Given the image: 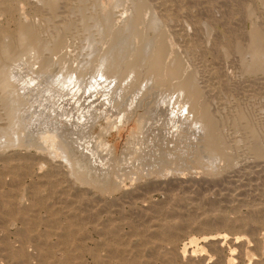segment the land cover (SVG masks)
<instances>
[{
    "label": "rangeland",
    "instance_id": "374dc122",
    "mask_svg": "<svg viewBox=\"0 0 264 264\" xmlns=\"http://www.w3.org/2000/svg\"><path fill=\"white\" fill-rule=\"evenodd\" d=\"M18 1L23 3L20 5ZM103 1L107 3V0ZM116 1L119 3L117 2L112 7V11L115 12L117 9V13H112V18L114 19V15H116L113 22L115 24L117 22L114 25L119 28V26L123 25L125 17L130 13L128 8L130 7V0L129 2L128 0H114V2ZM147 1L149 3L153 2L151 4L158 14L162 13V9L168 12L165 11V15L160 14L163 17L167 16L169 19L167 17L160 18L161 15H159V18L161 20L164 19L165 22L167 19V23L170 22L169 25L171 27L160 20V26H163L162 28L165 27L164 29L166 30L168 29L171 49L176 50L187 69H193L194 76H196L194 78L195 81L197 82L198 80L199 83L197 82V84L203 86L200 87L201 92L205 100H207L206 102L210 103H207L209 112L211 114L214 113L212 116H218H214V118H217L215 123H217V128H220L222 134H224L225 140L228 138L226 144L230 145L234 139L239 143L238 145L233 141V145H230L232 147L237 145L236 148L233 147L234 150L229 145L227 147L229 154L231 155L232 153L233 162H236L233 172H231L232 166L226 160L224 162V158L220 157V159L217 156H212L205 150L206 148H203L204 144L202 146V143H204L203 139L205 140V138L202 134L204 131L198 129V116L192 111L191 107L188 113L186 108L190 105L185 104L186 99L183 96V92L173 88L167 81H165L166 83L159 81L153 73L146 71V67L142 65H145V63H139L141 66L137 63L130 64L133 68L137 67L138 71H145L144 73L147 74L144 76V73L140 71H137L138 74L135 73V68H131L133 71L135 70L134 72L129 70L130 68L125 70L123 65L118 66L109 74L110 76L103 75L99 71L96 72V70H90L93 66L98 67L97 62L107 52L110 53L112 51L109 47L110 45H106L108 42L100 25L101 20L97 21V23L91 21L88 28L79 29L78 25H76L78 24V18L74 16V12L73 14L68 13L65 17L66 20L63 19L65 23L62 20L63 22L60 23V26L58 22H55L61 21L58 20L61 17L59 16L60 12L58 13L60 8L57 6L55 15L50 17L48 16L49 14H46L50 18L46 16L47 22L42 25L44 22L40 24L41 17L39 18V16H42L40 11L44 9L41 8L45 7L46 0H17V4H14L16 0H1L0 40L2 38L4 41L1 40L0 45L9 40L11 35L13 36L15 29L19 25L18 19L20 22H25L26 18L28 22L31 19V21H34L33 23L40 24L39 26L42 30L39 29L40 31H37L39 33L36 35V42L43 46H31L34 51L29 46L31 51L28 49L19 60L10 64L8 68L10 69L8 77L19 89L18 95L22 97L21 101L23 102H21L23 105H19L21 127L17 128H22L23 130L20 129V131H23L24 134H21L22 136L18 137V139L16 138V131L12 134L13 127L16 129V125L12 126L10 130V135L13 138L7 139V136L5 137L2 134L7 116H5L6 110H4L6 107L0 98V103H2L0 104V115L3 113L0 116V122L2 123H0V264H264V174H262L264 163L261 161L262 159L260 160L254 156V153L253 155L251 154L252 150L249 147V140L252 141L255 138L262 140L261 142L264 143V67L258 68L261 63L260 60H264V54L256 55L252 58L251 53H254L253 50L252 52L246 50L251 43L250 38L255 32L257 33V35L255 33V37L253 36L255 47L261 48V43L264 46V0ZM161 5L166 8H159ZM17 7L19 9L23 8L22 11H19ZM35 7H39L40 10ZM169 8L170 10L168 11ZM118 9L122 11L119 10L118 12ZM17 12L18 14L21 12L19 16ZM27 12L28 14H26ZM169 12H171V15ZM38 14L41 15L38 16ZM67 17H69L70 22ZM122 18L123 21H121ZM172 18H176V20L171 21ZM171 22L173 23L171 24ZM56 23L58 25L54 26ZM251 24L252 26H250ZM259 25L262 28H259ZM90 29L92 30L90 31ZM71 30L72 33L70 32ZM152 32L151 29L148 30L149 35ZM262 32L263 34H261ZM1 33H3L4 37H2ZM56 33H61L60 35L64 36L66 40L72 35L69 38L70 40H67L66 46L68 49L66 57L70 54L71 59L65 58V60L64 57H60L59 60L55 54L51 53L49 47L52 44V38L57 35ZM101 34L102 36H100ZM39 35H43V37ZM66 35L69 36L66 37ZM44 37L49 39L45 40L43 39ZM100 37L103 43L99 40ZM182 38L183 40H181ZM90 40H94V43L91 44ZM248 42L250 43L248 44ZM48 44L49 46H47ZM103 45L107 48H104ZM100 47L101 49H99ZM178 47L182 48V50ZM189 48L192 54L189 52ZM223 49L225 50L223 51ZM227 49L230 50L226 52ZM101 51L104 53L101 54ZM26 53L29 54L28 56L35 58L24 57L27 55ZM234 53L238 57L234 56ZM41 55H47V58L52 62L51 67H55L44 69V72L43 67L40 66ZM128 56L130 55L125 57L127 58ZM125 57L123 58L125 59ZM64 60L65 64L63 63ZM247 60V63H253L256 60L254 64L258 65L253 69L254 71L246 69L245 63ZM57 62H60L59 65L63 64L64 66L67 64V66H59ZM190 62H192V65ZM75 63L77 64L76 66H74ZM172 64L174 66L175 61H171ZM241 64L244 65L240 66ZM103 65H100V67L105 68ZM188 65H191V67ZM71 67L76 69H70ZM82 69H87L86 71L83 70L85 71L84 75L80 73ZM209 69L211 70L210 72H205L209 71ZM51 70L54 71L52 72ZM128 70L132 73L126 72L127 74H125V71ZM208 73L213 75L210 76L211 74ZM224 75L228 77H224ZM73 77H76L77 81L75 78L73 80ZM233 81L235 82L233 83ZM25 84L27 85L26 87ZM52 85L54 86L52 87ZM137 85L140 87H137ZM211 85L221 91L214 89V87V90H212ZM49 87L50 90H48ZM57 89L56 93L55 90ZM64 89L67 91L66 93ZM37 90L40 91L38 92ZM46 91L51 92V95ZM40 92H42L43 96ZM36 95L40 96V98L36 97ZM44 96L45 98L47 97V100ZM35 98L40 100L35 101ZM39 101L42 106H40ZM2 105L4 106L2 107ZM180 107L181 109L178 111ZM172 109L177 113L172 111ZM2 110L4 112L1 113ZM3 115L5 118L3 117L2 120L1 117ZM175 115L180 118L177 119ZM22 118L23 120L29 119V122H24ZM43 137L45 140L42 139ZM45 141L46 143H44ZM61 144L63 145L64 153L59 146ZM229 148L232 150L230 151ZM233 151L237 153L235 154L236 156ZM198 152L201 153L199 154ZM199 155L201 156L202 164L194 162L195 158L200 157ZM253 156L254 160H252ZM174 157L176 158L174 159ZM218 159L222 162H219ZM257 159H259V165L255 161ZM250 161H255V163ZM219 163L220 165L222 164V169ZM218 168L220 171L217 170ZM227 168L231 171H228ZM234 168L238 169V171ZM65 171L68 175L65 174ZM216 171L218 172L216 173ZM166 172H168V175H166ZM227 172L231 173V177ZM260 173L262 174L261 178L259 176ZM79 177L83 179L82 182L77 179ZM160 180L164 182H160ZM254 183H258L257 185L261 187L253 185ZM109 184L117 185V187L110 189ZM239 187H241V191H238ZM230 190L231 192L235 190L234 194H237L234 195L233 192L232 195L231 192L229 194ZM259 190L261 191L260 194ZM124 191L126 192L125 194H123ZM251 193H253L252 196ZM254 193L259 197L256 198ZM250 202L252 203L251 206ZM146 204L149 205V208L145 207L147 206ZM67 213L72 214L70 216ZM206 218L208 221L205 220ZM154 222L158 225H154ZM171 222H173L172 225H175V229L171 226ZM147 225L150 226L148 227ZM177 226L178 228H176ZM170 228L173 232H169ZM53 229L55 230L53 231ZM154 230L157 232L156 234ZM166 230H168L170 235ZM105 231L108 236L110 235L107 239L105 238L106 241L104 239V236H107ZM135 231L136 234H133ZM151 231H153V234ZM60 232L62 233L61 235ZM171 238L173 243L170 241ZM185 247L186 249L184 250Z\"/></svg>",
    "mask_w": 264,
    "mask_h": 264
},
{
    "label": "bare ground",
    "instance_id": "6f19581e",
    "mask_svg": "<svg viewBox=\"0 0 264 264\" xmlns=\"http://www.w3.org/2000/svg\"><path fill=\"white\" fill-rule=\"evenodd\" d=\"M23 1V0H22ZM36 1H38V0H36ZM154 1V0H153ZM159 1V0H158ZM161 1V0H160ZM165 1V0H164ZM5 2V1H4ZM13 2V1H12ZM11 2V3H12ZM28 2V1H27ZM41 2V1H40ZM106 2V1H105ZM103 0H46V2H45V7L43 6L41 9H43V10H41L40 12H41V14H42V16H39V15H41V14H38V16H39V18L41 17V21H40V24H41V22H44V23H42V25H45L46 24V22H47V18H50V17H52V16H54L55 15V12H57L56 11V8H57V6H58V8H60L59 10H58V13L60 12V17H61V19H58V20H61V21H55V22H58V24H60V23H62L63 21H64V23H65V17L67 16V14L68 13H74L75 12V15L74 16H77L76 18H78L77 19V22H78V24H76V25H78V27H79V29H86V28H88V26L91 24V21L93 22H95V23H97V21H100L101 22V26H102V31L103 32H105V37H106V41L108 42L106 45H110L109 47H110V49L112 50L110 53L109 52H107L106 54H105V56L103 57V58H101L96 64L98 65V67H92V69L90 68V70L92 71V70H96V72H101L103 75L104 74H106V75H109V74H111L118 66H120V65H123L124 67H125V70H127V68H130L129 70H132L131 68H133V67H131L130 66V64L131 63H137V64H139V63H145V65L144 64H142L143 65V67H146V71H148V72H151V73H153L156 77H157V79L159 80V81H167V83H170L172 86H173V88H176V90L178 89V90H180V91H182L183 92V96L185 97V99H186V102H185V104H189L188 106V108H186V109H188L187 111H188V113H189V109H190V107L193 109L192 111H194V113H196L197 114V120H198V122H199V126H198V129L199 130H203L204 131V133L202 134V136L204 135V138H205V140L203 139V141H204V143H202V146H203V144H204V147L203 148H206L205 150H207L212 156H217V157H222V158H224V162H225V160H226V162L228 163V164H230V166H232V171L231 170H229L228 168V171H231V172H233V167H234V165H235V163L236 162H233V158H232V153H231V155L229 154V151H227V147H228V145L226 144L227 143V139L225 140V138H224V134H222V131L220 130V128H217V126H216V124L217 123H215V119H217V118H214V116L215 115H213L212 116V114H214V113H210L209 112V106H208V104H210V103H208V102H206L207 100H205V98H204V95H203V93L201 92V89H200V87H203V86H199V84H197V82H198V80H197V82L195 81V77L196 76H194V73H193V69H191V70H189V69H187V67H185L184 65V63H183V61H182V59L178 56V54L176 53V50H172L171 49V44H170V37H168L169 36V34H168V32H167V30L166 29H164V28H162L160 25H161V23H160V18H166L167 16H164L163 17V15H161V14H164L165 15V11L166 10H163L162 8H166V7H163L162 5H161V7H159V8H161L162 9V13L160 14H158V12L156 11V10H154V6L152 5L153 4V2L151 1V3H149V1H147V0H130V7H128L129 8V10H130V13L125 17V19H124V22H123V25L122 26H119V28H117L115 25L117 24V22H116V24L113 22L114 20H115V17H116V15H114L115 17H114V19L112 18V13H117L116 11H117V9L115 10V12L114 11H112V7L113 6H115V4L118 2V1H116V2H114V0L112 1V0H107V3H105ZM122 2V1H121ZM128 2H129V0H128ZM127 2V3H128ZM156 2V1H155ZM166 2V1H165ZM0 3H1V0H0ZM17 4V0H16V2H14V4ZM23 3V2H22ZM21 2L19 3V1H18V4H22ZM33 3V2H32ZM119 3V2H118ZM126 3V2H125ZM176 3V2H175ZM13 4V3H12ZM26 4V3H25ZM36 4V3H35ZM40 4V3H39ZM121 4V3H120ZM159 4V3H158ZM162 4V3H161ZM164 4V3H163ZM166 4V3H165ZM1 5V4H0ZM6 5V4H5ZM19 5V6H20ZM24 5V4H23ZM29 5V4H28ZM41 5V4H40ZM40 5H38V6H40ZM36 6V5H35ZM47 6V7H46ZM124 6H126V5H124ZM128 6H129V3H128ZM165 6V5H164ZM177 6V5H176ZM2 7V6H1ZM41 7V6H40ZM169 7V6H168ZM24 8H26V7H24ZM35 8H37V7H35ZM117 8H118V6H117ZM122 8V7H121ZM17 9H19L18 7H17ZM23 9V8H22ZM22 9L20 8L19 9V11H22ZM34 9V8H33ZM37 9H39V7L37 8ZM36 9V10H37ZM123 9V8H122ZM158 9V8H157ZM200 9V8H199ZM30 10V9H29ZM40 10V9H39ZM38 10V11H39ZM119 10H121V9H118V12H119ZM129 10H126V11H129ZM170 10V8L168 9V11ZM183 10V9H182ZM112 11V12H111ZM122 11V10H121ZM160 11V10H159ZM172 11V10H171ZM200 11V10H199ZM23 12H24V10H23ZM29 12V11H28ZM28 12L26 13V14H28ZM32 12V11H31ZM37 12V11H36ZM167 12V11H166ZM21 12H19V14H20ZM25 13V12H24ZM30 13V12H29ZM38 13V12H37ZM36 13V14H37ZM126 13V12H125ZM168 13V12H167ZM166 13V14H167ZM171 12H169V14H170ZM182 13V12H181ZM203 13V12H202ZM17 14H18V12H17ZM19 14H18V16H19ZM33 14H34V10H33ZM32 14V15H33ZM44 14V15H43ZM48 16H50V17H48ZM119 14V13H118ZM122 14V13H121ZM123 14H124V12H123ZM25 15V14H24ZM159 15H161V17L159 16ZM171 15V14H170ZM36 16V15H35ZM46 16H47V18H46ZM57 16V15H56ZM56 16H55V18H56ZM72 16V15H71ZM119 16V15H118ZM124 16V15H123ZM216 16V15H215ZM21 17H22V15H21ZM33 17V16H32ZM160 17V18H159ZM173 17V16H172ZM19 18V17H18ZM23 18V17H22ZM75 18V17H74ZM118 18V17H117ZM124 18V17H123ZM123 18H122V20L121 21H123ZM168 18V17H167ZM171 18V17H170ZM52 19V18H51ZM63 19H65V20H63ZM67 19H68V21H69V17H67ZM70 19H71V17H70ZM119 19V18H118ZM169 19V18H168ZM175 20H176V18H174ZM173 18L171 19V21L172 20H174ZM23 20H24V18H23ZM28 19H26L25 18V22L23 21V22H20L19 21V19H18V22H19V25H18V28L17 29H15L16 31L14 32V34H13V36L11 35L10 37V39H9V37H8V39L9 40H7L5 43L3 42L1 45H0V98H1V100L3 101L2 103L5 105V107H6V109L4 108V110H6L5 112H6V114H5V116H7L6 117V124L4 123V125L3 126H5L3 129H2V134L3 135H5V137L7 136V139L8 138H13V137H11V135H10V130H11V127L12 126H15L16 125V129H15V127H13V130H12V134H13V132H15L16 131V138L18 139V137H21L23 134H24V132L23 131H20V129H22V128H17V127H19L20 125H21V118H20V113L19 112H21L20 111V109H19V105L21 104V105H23L22 103V101H21V96L20 95H18V88H17V86L13 83V82H11L10 81V79H9V77H8V75H9V70L10 69H8L9 68V66H10V64H12V63H14L16 60H19V58H21L22 57V55H24L25 54V52L29 49V46L31 47V46H35V47H39L41 44H39V43H37L36 42V35L39 33H37V31L39 30V29H41V27L38 25V24H35V23H33L34 21L32 20L31 21V19H30V21L28 22L27 21ZM38 20H40V19H38ZM55 20H57V19H55ZM63 20V21H62ZM76 20V19H75ZM177 20H178V18H177ZM208 20V19H207ZM27 21V22H26ZM120 21V20H119ZM119 21H118V24H119ZM161 21H163V23L164 24H166L168 21H167V19H166V22L164 21V19L163 20H161ZM170 21V20H169ZM260 21V20H259ZM18 22H16V23H18ZM70 22V21H69ZM72 22H73V19H72ZM174 22V21H173ZM173 22H171V24L173 23ZM261 22V21H260ZM50 23V22H49ZM75 23V22H74ZM73 23V24H74ZM170 23V22H169ZM169 23H167L168 25H169ZM258 23V22H257ZM57 23L54 25V26H56V25H58ZM71 24V23H70ZM69 24V25H70ZM115 24V25H114ZM177 24V23H176ZM180 24V23H179ZM48 25V24H47ZM68 25V24H67ZM75 25V26H76ZM93 25V24H92ZM91 25V26H92ZM96 25V24H95ZM175 25V24H174ZM255 25H257V24H255ZM261 25V24H260ZM259 25V26H260ZM15 26V25H14ZM17 26V25H16ZM60 26H61V24H60ZM73 26V25H72ZM99 26V25H98ZM170 26V25H169ZM169 26H167V27H169ZM173 26V25H172ZM177 26H178V24H177ZM250 26H252V24L250 25ZM49 27H51L50 25H49ZM59 27V26H58ZM57 27V28H58ZM77 27V28H78ZM171 27V26H170ZM176 27V26H175ZM255 27V26H254ZM100 28V27H99ZM177 28V27H176ZM175 28V29H176ZM187 28V27H186ZM251 28V27H250ZM259 28H262L261 26L259 27ZM59 29H60V27H59ZM62 29H64V28H62ZM71 29H73L72 27H71ZM152 30L153 32H152V34L151 35H149L148 34V30ZM174 29V28H173ZM42 30V29H41ZM45 30V29H44ZM51 30H52V28H51ZM50 30V31H51ZM61 30V29H60ZM59 30V31H60ZM66 30H67V28H66ZM88 30V29H87ZM92 29H90V31H91ZM190 30V29H189ZM40 31V30H39ZM53 31V30H52ZM75 31V30H74ZM73 31V32H74ZM83 31V30H82ZM86 31V30H85ZM84 31V32H85ZM89 31V30H88ZM94 31V30H93ZM92 31V32H93ZM98 31V30H97ZM125 31H127V32H125ZM177 31V30H176ZM249 31V30H248ZM260 31V30H259ZM258 31V32H259ZM263 31V30H262ZM66 32V31H65ZM71 33H72V30L70 31ZM92 32H91V34H92ZM102 32V33H103ZM156 32V33H155ZM182 32V31H181ZM189 32H191V31H189ZM254 32H255V30H254ZM41 33H42V31H41ZM40 33V34H41ZM44 33V32H43ZM46 33V32H45ZM51 34H52V32H50ZM57 33H58V31H57ZM56 33V34H57ZM155 33V34H154ZM179 33V32H178ZM195 33H197V32H195ZM212 33V32H211ZM249 33V32H248ZM256 33V32H255ZM255 33H253L252 34V37L250 38L251 39V43L250 42H248V49H246V50H249V51H251L252 52V50H253V54L251 53V55H252V58L253 57H255L256 55H262V54H264V46L262 45V43H261V48H257V47H255V42H253L254 41V35H255ZM3 33H1V35H2ZM7 34V33H6ZM55 34V35H56ZM61 34V33H60ZM60 34H57L56 36H55V38H52V44H50V50H51V53H53V54H55V56H57L58 58H59V60H60V57L61 58H63L64 57V59L66 58H68V60L69 59H71V57L68 55V57H66V55H67V53H68V49H67V40L72 36H70L67 40L65 39V37L64 36H62V35H60ZM63 34H64V32H63ZM66 34H70V33H66ZM85 34H86V32H85ZM85 34H83V36H85ZM99 34V33H98ZM184 34V33H183ZM188 34V33H187ZM187 34H185V35H187ZM204 34V33H203ZM246 34V33H245ZM261 34H263V32L261 33ZM260 34V35H261ZM5 35V34H4ZM44 35V34H43ZM43 35H39V36H42L43 37ZM53 35V34H52ZM65 35V34H64ZM177 35V34H176ZM206 35V34H205ZM256 35H257V33H256ZM69 36V35H68ZM67 35H66V37H68ZM74 36V35H73ZM81 36V35H80ZM93 36H94V33H93ZM92 36V37H93ZM100 36H102V34L100 35ZM174 36H175V33H174ZM212 36V35H211ZM254 36V37H253ZM2 37H4L3 35H2ZM6 37V36H5ZM54 37V36H53ZM79 37V36H78ZM91 37V38H92ZM98 37V36H97ZM184 37V36H183ZM185 37H187V36H185ZM250 37V36H249ZM263 37H264V35H263ZM80 38V37H79ZM85 38H88V37H85ZM84 38V39H85ZM104 38V37H103ZM171 38H172V35H171ZM175 38V37H174ZM204 38V37H203ZM40 39V38H39ZM43 39H49L48 37H44ZM246 39H247V37H246ZM1 40H2V38H1ZM0 40V41H1ZM24 40H25V42H24ZM41 40H42V38H41ZM70 40V39H69ZM99 40H101V37H100V39ZM104 40H105V38H104ZM175 40H176V38H175ZM181 40H183V38L181 39ZM197 40H198V38H197ZM208 40V39H207ZM206 40V41H207ZM2 41H4V40H2ZM1 41V42H2ZM72 41V40H71ZM95 41H96V39H95ZM106 41H104V42H106ZM172 41V40H171ZM186 41V40H185ZM202 41V40H201ZM205 41V42H206ZM45 42H47V41H45ZM70 42V41H69ZM80 42V41H79ZM89 42H91V44L92 43H94V40H90ZM98 42V41H97ZM101 42L103 43V41L101 40ZM187 42H188V40H187ZM191 42V41H190ZM244 42H246V41H244ZM260 42V41H259ZM258 42V43H259ZM42 43V42H41ZM44 43V42H43ZM72 44H73V42H71ZM75 43V42H74ZM82 43V42H81ZM99 43V42H98ZM172 43V42H171ZM179 43V42H178ZM236 43H238V42H236ZM46 44V43H45ZM49 44L47 45V46H49ZM101 44V43H100ZM176 44H177V42H176ZM189 44V43H188ZM207 44V43H206ZM234 44H235V42H234ZM233 44V45H234ZM243 44V43H242ZM244 44H246V43H244ZM89 45V44H88ZM99 45V44H98ZM102 45V44H101ZM105 45V44H104ZM103 45V46H104ZM180 45V44H179ZM41 46H43V45H41ZM79 46V45H78ZM91 46V45H90ZM90 46H89V48H90ZM93 46V45H92ZM96 46H97V44H96ZM202 46V45H201ZM239 46V45H238ZM243 46V45H242ZM253 46H254V48H253ZM68 47H70V46H68ZM77 47V46H76ZM129 47H130V51H129ZM177 47V46H176ZM234 47V46H233ZM235 47H236V45H235ZM244 47H245V45H244ZM42 48V47H41ZM62 48V49H61ZM64 48V49H63ZM71 48V47H70ZM92 48H94V47H92ZM91 48V49H92ZM104 48H107V47H105L104 46ZM179 48V47H178ZM177 48V49H178ZM186 48V47H185ZM194 48V47H193ZM192 48V49H193ZM200 48V47H199ZM242 48V47H241ZM31 49H32V47H31ZM71 49H73V48H71ZM71 49H69L70 51H72ZM75 49V48H74ZM99 49H101V47L99 48ZM103 49V48H102ZM109 49V48H108ZM179 49H181L182 50V48H179ZM188 49V48H187ZM190 49V48H189ZM197 49V48H196ZM238 49V48H237ZM33 50V49H32ZM49 50V51H50ZM76 50V49H75ZM106 50V49H105ZM104 50V51H105ZM225 49H223V51H224ZM228 50H230V49H227V51L226 52H228ZM29 51H31L30 49H29ZM28 51V52H29ZM34 51V50H33ZM40 51H41V49H40ZM48 51V50H47ZM69 51V52H70ZM74 51V50H73ZM93 51V50H92ZM100 51V50H99ZM98 51V52H99ZM103 51V50H102ZM101 51V54L102 53H104V52H102ZM108 51V50H107ZM198 51V50H197ZM202 51V50H201ZM221 51H222V48H221ZM232 51V50H231ZM235 51V50H234ZM35 52H37V51H35ZM42 52V51H41ZM96 52V51H95ZM97 52V53H98ZM180 52V51H179ZM182 53H183V51H181ZM191 54H192V52H191V49H190V51H189ZM230 52V51H229ZM233 52V51H232ZM237 52H238V50H237ZM241 52H243V51H241ZM32 53V52H31ZM34 53V52H33ZM46 53V52H45ZM44 53V54H45ZM49 53V52H48ZM47 53V54H48ZM73 53V52H72ZM77 53V52H76ZM91 53V52H90ZM89 53V54H90ZM128 53V54H127ZM203 53V52H202ZM27 54V53H26ZM40 54V53H39ZM73 54H75V53H73ZM100 54V53H99ZM187 54V53H186ZM197 54V53H196ZM224 54V53H223ZM227 54H229V53H227ZM29 54H27L26 56H24V57H27ZM32 55V54H31ZM72 55V54H71ZM94 55V54H93ZM127 55H130V56H128L127 58L125 57V56H127ZM184 55V54H183ZM199 55V54H198ZM230 55V54H229ZM250 55V54H249ZM39 56V55H38ZM49 56H51V55H49ZM48 56V57H49ZM98 56V55H97ZM222 56V55H221ZM234 56H237V55H235V53H234ZM29 58L30 57H32V56H28ZM53 57V56H52ZM57 57H56V59H57ZM70 57V58H69ZM73 57H74V55H73ZM85 57V56H84ZM90 57V56H89ZM123 57H125V59L123 58ZM185 57V56H184ZM183 57V58H184ZM189 57V56H188ZM233 57V56H232ZM238 57V56H237ZM251 57V56H250ZM28 58V60H30V59H34L35 57H32V58H30L29 59ZM50 58V57H49ZM76 58V57H75ZM74 58V59H75ZM93 58V57H92ZM91 58V59H92ZM124 60H123V59ZM225 58V57H224ZM236 58V57H235ZM27 59V58H26ZM65 59V60H66ZM73 59V60H74ZM77 59H79V58H77ZM82 59H84V58H82ZM91 59H90V61H91ZM97 59H96V61H97ZM189 59V58H188ZM229 59V58H228ZM256 59V58H255ZM258 59V58H257ZM25 60V59H24ZM62 60V59H61ZM65 60H64V64H65ZM84 60H86V59H84ZM93 60H95V59H93ZM220 60V59H219ZM244 60V59H243ZM21 61H22V59H21ZM26 61V60H25ZM40 61H41V67H43V70L44 69H52V67H51V60L50 59H48L47 58V55L46 56H40ZM54 61H57V60H54ZM72 61V60H71ZM75 61V60H74ZM171 61H175V64H174V66H173V64L171 65ZM240 61V60H239ZM256 61V60H255ZM254 61V62H255ZM258 61V60H257ZM30 62V61H29ZM79 62H80V60H79ZM83 62V61H82ZM186 62V61H185ZM200 62V61H199ZM227 62H229L228 60H227ZM238 62V61H237ZM248 62V60L246 61V63H245V67H246V69L247 70H252V71H254L253 69L256 67V65H258V64H254V62L253 63H247ZM252 62V61H251ZM260 64L258 65V68L260 67H264V60H260ZM27 63V62H26ZM35 63V62H34ZM54 63V62H53ZM59 63L60 62H57V64L59 65ZM68 63H70V62H68ZM72 64H73V62H71ZM77 63V62H76ZM74 64V66H76L77 64ZM88 63V62H87ZM91 63H93V62H91ZM121 63V64H120ZM187 64H188V62H186ZM192 62H190V64H191ZM205 63V62H204ZM224 63H226V62H224ZM232 63V62H231ZM257 63V62H256ZM56 64V63H55ZM54 64V65H55ZM71 64V65H72ZM81 64H84V63H81ZM80 64V65H81ZM86 64V63H85ZM84 64V65H85ZM94 64V63H93ZM103 64H105V65H103ZM141 64H139L140 66H141ZM209 64V63H208ZM60 65H62L63 66V64H60ZM59 65V66H60ZM95 65V64H94ZM100 65H103V66H105V68H101L100 67ZM192 65V64H191ZM191 65L189 66V67H191ZM244 65V64H243ZM242 64L240 65V66H243ZM58 66V67H59ZM64 66H67V64L66 65H64ZM63 66V67H64ZM90 66H92V65H90ZM89 66V67H90ZM139 66V67H140ZM205 66V65H204ZM226 66V65H225ZM23 67V66H22ZM55 67V66H54ZM53 67V68H54ZM57 67V66H56ZM83 68H84V66H82ZM138 67V68H139ZM221 67V66H220ZM20 68V67H19ZM59 68H61V67H59ZM74 67H71L70 69H73ZM78 68H79V66H78ZM86 68V67H85ZM135 68V67H134ZM133 68V69H134ZM137 68V67H136ZM135 68V70H136V72L135 73H137V69ZM243 68V67H242ZM69 69V68H68ZM74 69H76V68H74ZM89 69V68H88ZM200 69V68H199ZM40 70H42V69H40ZM58 70V69H57ZM67 70V69H66ZM65 70V71H66ZM78 70V69H77ZM83 70H87V69H82V70H80L81 72V74H83L84 75V72L85 71H83ZM129 70L128 71H125V74H127L126 72H129ZM134 70V71H135ZM145 70V69H144ZM222 70V69H221ZM35 71H37V70H35ZM52 71V70H51ZM54 71V70H53ZM52 71V72H53ZM60 71V70H59ZM62 71V70H61ZM69 71V70H68ZM133 70H132V72H134ZM140 71V70H139ZM138 71V72H139ZM211 70L209 69V71H205V72H210ZM231 71V70H230ZM257 71V70H256ZM40 72V71H39ZM44 72H45V70H44ZM46 72H48V71H46ZM58 72V71H57ZM78 72H79V70H78ZM132 72H129V74L130 73H132ZM141 72V71H140ZM145 72V71H144ZM143 71L141 72V73H144ZM225 72V71H224ZM41 73V72H40ZM55 73H56V71H55ZM54 73V74H55ZM95 73V72H94ZM193 73V74H192ZM221 73V72H220ZM252 73V72H251ZM254 73V72H253ZM97 74H99V73H97ZM138 74V73H137ZM136 74V75H137ZM147 73H144L143 74V76L144 75H146ZM152 74V75H153ZM206 74V73H205ZM208 74H211V73H208ZM222 74H223V71H222ZM52 75V74H51ZM149 75V74H148ZM147 75V76H148ZM151 75V76H152ZM201 75V74H200ZM213 74H211L210 76H212ZM80 76V75H79ZM110 76V75H109ZM112 76H113V74H112ZM128 76V75H127ZM140 76V75H139ZM206 76V75H205ZM227 75H224V77H226ZM47 77V76H46ZM70 77H72V76H70ZM126 77V76H125ZM199 77V76H198ZM217 77V76H216ZM228 77V76H227ZM67 78V77H66ZM74 78H75V80L77 81V79H76V77H73V80H74ZM150 78V77H149ZM209 78V77H208ZM213 78V77H212ZM239 78V77H238ZM62 79V78H61ZM111 79V78H110ZM152 79V78H151ZM156 79V80H157ZM197 79V78H196ZM204 79V78H203ZM210 79V78H209ZM215 79V78H214ZM213 79V80H214ZM247 79V78H246ZM21 80V79H20ZM157 80V81H158ZM234 80V79H233ZM23 81V80H22ZM26 81V80H25ZM31 81V80H30ZM50 81V80H49ZM135 81V80H134ZM200 81V80H199ZM206 81V80H205ZM209 81V80H208ZM215 81V80H214ZM224 82H225V80H223ZM247 81V80H246ZM68 82H69V80H68ZM141 82V81H140ZM142 82H143V80H142ZM235 81H233V83H234ZM237 82V81H236ZM26 83H27V81H26ZM57 83H58V81H57ZM157 83V82H156ZM166 83V82H165ZM199 83V82H198ZM205 83V82H204ZM212 83H214V82H212ZM24 84V83H23ZM38 84V83H37ZM54 84V83H53ZM63 84V83H62ZM69 84V83H68ZM141 84V83H140ZM159 84H161V83H159ZM226 84V83H225ZM230 84V83H229ZM241 84V83H240ZM19 85V84H18ZM33 85V84H32ZM44 85V84H43ZM47 85V84H46ZM58 85V84H57ZM65 85V84H64ZM128 85V84H127ZM131 85H133V84H131ZM131 85H129V86H131ZM146 85V84H145ZM144 85V86H145ZM158 85V84H157ZM156 85V86H157ZM206 85V84H205ZM209 85V84H208ZM216 85V84H215ZM263 85V84H262ZM22 86V85H21ZM27 85L25 84V87H26ZM37 86V85H36ZM41 86V85H40ZM54 85H52V87H53ZM119 86H120V84H119ZM128 86V87H129ZM167 86V85H166ZM230 86H231V84H230ZM23 87V86H22ZM29 87V86H28ZM43 87V86H42ZM64 87V86H63ZM107 87V86H106ZM112 87V86H111ZM116 87L118 88V86L116 85ZM116 87H115V89H116ZM121 87H123V85H121ZM124 87H126V86H124ZM137 87H140L139 85H137ZM150 87V86H149ZM211 87H212V85H211ZM214 87V86H213ZM213 87H212V90H214V89H216L215 87H214V89H213ZM218 87H220V86H218ZM39 88V87H38ZM45 88V87H44ZM47 88V87H46ZM108 88V87H107ZM145 88V87H144ZM209 88V87H208ZM224 88V87H223ZM25 89V88H24ZM42 89V88H41ZM52 89H54V88H52ZM56 89V88H55ZM59 89V88H58ZM58 89L57 90H55L56 91V93H57V91H58ZM62 90H63V88H61ZM119 89H121V88H119ZM126 89H127V87H126ZM147 89V88H146ZM167 89V88H166ZM210 89V88H209ZM21 90V89H20ZM43 90H45V89H43ZM47 90V89H46ZM48 90H50V87H49V89ZM61 90V91H62ZM68 90V89H67ZM105 90H106V88H105ZM128 90V89H127ZM141 90V89H140ZM145 90V89H144ZM149 90V89H148ZM152 90V89H151ZM175 90V89H174ZM205 90H207V89H205ZM204 90V91H205ZM216 90H220L219 88H217ZM229 90V89H228ZM23 91V90H22ZM27 91V90H26ZM38 91V90H37ZM36 91V92H37ZM40 91V90H39ZM38 91V92H39ZM52 91V90H51ZM64 91H65V89H64ZM69 91V90H68ZM107 91H108V89H107ZM122 91V90H121ZM143 91V90H142ZM155 91V90H154ZM221 91V90H220ZM28 92V91H27ZM30 92H31V89H30ZM43 92V91H42ZM42 92H40L41 93V95H42ZM45 92V91H44ZM46 92H49V91H46ZM53 92V91H52ZM67 91H65V93H66ZM126 92V91H125ZM148 92V91H147ZM206 92H208V91H206ZM209 92H210V90H209ZM208 92V93H209ZM243 92V91H242ZM21 93V92H20ZM19 93V94H20ZM26 93V92H25ZM50 93V95H51V92H49ZM49 93H47V95H49ZM55 93V94H56ZM123 93V92H122ZM138 93V92H137ZM139 93H141V91H139ZM145 93V92H144ZM165 93V92H164ZM205 93V92H204ZM224 93H225V91H224ZM30 94V93H29ZM36 94H38V93H36ZM60 94V93H59ZM64 94V93H63ZM68 94V93H67ZM120 94V93H119ZM221 94V93H220ZM219 94V95H220ZM238 94V93H237ZM25 95V94H24ZM30 95H32V94H30ZM29 95V96H30ZM111 95V94H110ZM122 95V94H121ZM121 95H119V96H121ZM124 95V94H123ZM206 95H208L207 93H206ZM206 95H205V97H206ZM214 95V94H213ZM261 95V94H260ZM33 96V95H32ZM43 96V95H42ZM65 97H67L66 95H64ZM115 96V95H114ZM141 96V95H140ZM209 96V95H208ZM236 96V95H235ZM27 97V96H26ZM36 97H39L40 98V96H37L36 95ZM53 97H55V96H53ZM111 97V96H110ZM164 97H165V95H164ZM33 98V97H32ZM39 98H37V100L39 99ZM44 98H45V96H44ZM207 98V97H206ZM26 99V98H25ZM28 99V98H27ZM30 99V98H29ZM46 100H47V97L45 98ZM68 99V98H67ZM110 99V98H109ZM139 99V98H138ZM143 99V98H142ZM182 99V98H181ZM36 100V98H35V101H37ZM40 100V99H39ZM41 100H42V98H41ZM45 100V101H46ZM70 100V99H69ZM68 100V101H69ZM114 100V99H113ZM135 100H136V98H135ZM140 100V99H139ZM217 100V99H216ZM34 101V102H35ZM185 101V100H184ZM183 101V102H184ZM20 102V103H19ZM22 102V103H21ZM40 102V101H39ZM43 102V101H42ZM115 102V101H114ZM2 103H0V104H2ZM51 103V102H50ZM132 103V102H131ZM182 103V102H181ZM208 103V104H207ZM30 104V103H29ZM73 104V103H72ZM72 104H71V106H72ZM116 104V103H115ZM117 104H118V102H117ZM184 104V105H185ZM4 105H2V107L4 106ZM36 105V104H35ZM55 105V104H54ZM183 105V106H184ZM218 105V104H217ZM216 105V106H217ZM262 105V104H261ZM40 106H42L41 105V102H40ZM212 106H213V104H212ZM211 106V107H212ZM222 106V105H221ZM229 106V105H228ZM182 107V106H181ZM181 107L179 108V110L178 111H180V109H181ZM1 108V107H0ZM117 108V107H116ZM174 108V107H173ZM183 108V107H182ZM213 108V107H212ZM216 108V107H215ZM48 109H50V108H48ZM133 109V108H132ZM226 109V108H225ZM32 110V109H31ZM54 110V109H53ZM140 110V109H139ZM138 110V111H139ZM143 110V109H142ZM237 110V109H236ZM247 110V109H246ZM172 111H174L173 109H172ZM191 111V110H190ZM234 111V110H233ZM2 112H4L3 110L1 111V113ZM175 112V111H174ZM244 112V111H243ZM249 112V111H248ZM23 113V112H22ZM47 113V112H46ZM130 113V112H129ZM175 113H177V112H175ZM175 113H173V114H175ZM182 113V112H181ZM3 114V113H2ZM1 114V115H2ZM32 114V113H31ZM48 114V113H47ZM179 114V113H178ZM0 115V116H1ZM23 115V114H22ZM39 115V114H38ZM45 115V114H44ZM69 116V115H68ZM144 116V115H143ZM176 116V118L178 117V115H175ZM193 116V115H192ZM253 116V115H252ZM4 117V115L1 117V119ZM49 117V116H48ZM73 117V116H72ZM173 117H174V115H173ZM215 117H218V116H215ZM221 117V116H220ZM5 118V117H4ZM30 118V117H29ZM37 118V117H36ZM180 118V117H179ZM179 118H177V119H179ZM187 118V117H186ZM185 118V119H186ZM125 119V118H124ZM159 119V118H158ZM174 119H175V117H174ZM173 119V120H174ZM3 120V119H2ZM22 120H23V118H22ZM24 122H29V119H24L23 120ZM142 121V120H141ZM175 121V120H174ZM173 121V122H174ZM178 121V120H177ZM187 121V120H186ZM222 121H224V120H222ZM257 121V120H256ZM52 122V121H51ZM179 122H181V121H179ZM197 122V123H198ZM241 122V121H240ZM249 122V121H248ZM1 123V122H0ZM150 123V122H149ZM182 123H183V121H182ZM189 123V122H188ZM244 123V122H243ZM2 124V123H1ZM25 124V123H24ZM135 124H136V122H135ZM196 124V123H195ZM139 125H141V124H139ZM188 125V124H187ZM197 125V124H196ZM230 125V124H229ZM1 126V125H0ZM2 126V127H3ZM44 126V125H43ZM249 126H250V124H249ZM263 126V125H262ZM21 127V126H20ZM70 127V126H69ZM218 127H220V126H218ZM223 127V126H222ZM254 127V126H253ZM38 128V127H37ZM51 128V127H50ZM168 128V127H167ZM255 128V127H254ZM15 129V130H14ZM158 129V128H157ZM0 130H1V128H0ZM23 130V129H22ZM64 130V129H63ZM142 130V129H141ZM146 130V129H145ZM56 131V130H55ZM177 131V130H176ZM263 131V130H262ZM23 132V133H22ZM58 132V131H57ZM139 132V131H138ZM183 132V131H182ZM257 132V131H256ZM36 133V132H35ZM34 133V134H35ZM46 133V132H45ZM55 133V132H54ZM140 133V132H139ZM185 133V132H184ZM230 133V132H229ZM22 134V135H21ZM47 134V133H46ZM45 134V135H46ZM55 134H57V133H55ZM156 134V133H155ZM183 134V133H182ZM200 134V133H199ZM52 135H53V132H52ZM139 135V134H138ZM148 135V134H147ZM146 135V136H147ZM195 135V134H194ZM33 136V135H32ZM48 136H50L49 134H48ZM54 136H56V135H54ZM226 136H227V134H226ZM237 136V135H236ZM52 137V136H51ZM142 137V136H141ZM169 137V136H168ZM171 137V136H170ZM228 137V136H227ZM260 137V136H259ZM40 138V137H39ZM38 138V139H39ZM50 138V137H49ZM136 138V137H135ZM184 138V137H183ZM187 138V137H186ZM42 139H44V137L42 138ZM53 139V138H52ZM51 139V140H52ZM58 139V138H57ZM201 139V140H202ZM12 140H14V139H12ZM45 140V139H44ZM48 140V139H47ZM236 140H237V138H236ZM11 141V140H10ZM16 141V140H15ZM21 141H23V140H21ZM54 141V140H53ZM233 141H235V139L233 140ZM233 141L231 142V141H229V142H231V144L230 145H233ZM250 142H249V147H250V149L252 150L250 153L253 155V153H254V156H256L257 158H259L261 161H263V163H264V143L263 142H261L262 140H259L258 138H255V140H249ZM6 142V141H5ZM7 142H8V140H7ZM20 142V141H19ZM41 142H43V141H41ZM50 142V141H49ZM202 142V141H201ZM238 145H239V143L237 142V141H235ZM44 143H46V141L44 142ZM52 143H55V142H52ZM51 143V144H52ZM162 143V142H161ZM173 143V142H172ZM177 143V142H176ZM141 144V143H140ZM248 144V143H247ZM162 145V144H161ZM175 145V144H174ZM179 145V144H178ZM229 145V147L231 148L232 146H230ZM52 146V145H51ZM60 146V148L62 149L61 151L64 153V150H63V145L61 144V145H59ZM236 146L237 145H235V147L234 148H236ZM248 146V145H247ZM36 147V146H35ZM49 147V146H48ZM54 147H55V145H54ZM181 147V146H180ZM233 147H232V149H233ZM47 148V147H46ZM53 148V147H52ZM136 148V147H135ZM229 148V150L231 151L232 149H230ZM33 149V148H32ZM160 149V148H159ZM151 150V149H150ZM186 150H188V149H186ZM196 150V149H195ZM234 150V149H233ZM56 151V150H55ZM178 151V150H177ZM198 151H200V150H198ZM201 151H203V150H201ZM250 151V150H249ZM20 152V151H19ZM47 152H49V151H47ZM52 152V151H51ZM203 152H206V151H203ZM6 153V152H5ZM10 153V152H9ZM13 153V152H12ZM59 153V152H58ZM133 153V152H132ZM199 154L201 153V152H198ZM233 154L235 155V154H237V153H235L234 151H233ZM2 155V154H1ZM35 155V154H34ZM48 155V154H47ZM134 155V154H133ZM196 155H197V151H196ZM202 155V154H201ZM210 155V156H211ZM233 155V156H234ZM21 156V155H20ZM43 156V155H42ZM200 156V155H199ZM236 156V155H235ZM240 156V155H239ZM254 156L252 157L253 159L252 160H254ZM34 157V156H33ZM63 157V156H62ZM128 157V156H127ZM244 157V156H243ZM250 157V156H249ZM67 158V157H66ZM65 158V159H66ZM176 157H174V159H175ZM208 158H210V157H208ZM235 158V157H234ZM251 158V157H250ZM121 159V158H120ZM146 159V158H145ZM205 159V158H204ZM215 159V158H214ZM221 159V158H220ZM259 159H257V160H255L257 163H258V160ZM48 160V159H47ZM51 160V159H50ZM64 160V159H63ZM67 160V159H66ZM126 160V159H125ZM179 160V159H178ZM181 160V159H180ZM188 160H190V159H188ZM213 160V159H212ZM219 160V159H218ZM218 160H216V161H218ZM239 160H240V158H239ZM43 161V160H42ZM56 161V160H55ZM68 161V160H67ZM190 161H192V160H190ZM189 161V162H190ZM207 161H208V159H207ZM221 160H219V162H220ZM235 161V160H234ZM238 161V160H237ZM242 161V160H241ZM240 161V162H241ZM255 161H252V162H254L255 163ZM32 162V161H31ZM50 162V161H49ZM57 162V161H56ZM74 162V161H73ZM126 162H128V161H126ZM143 162H145V161H143ZM194 162L196 163V164H202V160H201V156L199 157V158H195L194 159ZM194 162H193V164H194ZM204 162V161H203ZM222 162V161H221ZM239 162V161H238ZM249 162V161H248ZM251 162V161H250ZM251 162V163H252ZM58 163V162H57ZM68 163V162H67ZM122 163V162H121ZM148 163V162H147ZM206 163V162H205ZM262 163V162H261ZM43 164V163H42ZM46 164V163H45ZM74 164V163H73ZM119 164V163H118ZM129 164V163H128ZM190 164V163H189ZM192 164V163H191ZM210 164V163H209ZM218 164V163H217ZM223 164H225V163H223ZM239 164V163H238ZM56 165V164H55ZM64 165H65V163H64ZM116 165V164H115ZM203 165H205V164H203ZM219 165H220V163H219ZM250 165H252V164H250ZM258 165H259V163H258ZM261 165V164H260ZM263 165V164H262ZM62 166V165H61ZM119 166V165H118ZM197 166H199V165H197ZM196 166V167H197ZM201 166V165H200ZM206 166V165H205ZM212 166V165H211ZM221 167V169L223 168L222 167V164L220 165ZM229 166V167H230ZM37 167V166H36ZM55 167V166H54ZM115 167V166H114ZM132 167V166H131ZM138 167V166H137ZM203 167V166H202ZM209 167V166H208ZM239 167V166H238ZM257 167V166H256ZM262 167V166H261ZM53 168V167H52ZM61 168V167H60ZM72 168V167H71ZM188 168V167H187ZM237 168V167H236ZM250 168V167H249ZM254 168H255V166H254ZM56 169V168H55ZM207 169V168H206ZM209 169V168H208ZM216 169V168H215ZM235 169V168H234ZM44 170V169H43ZM53 170H54V168H53ZM205 170V169H204ZM217 170H219L220 171V169L218 168ZM236 170V169H235ZM248 170V169H247ZM15 171V170H14ZM58 171V170H57ZM212 171V170H211ZM236 171H238V169L236 170ZM236 171H234L235 173H236ZM242 171V170H241ZM263 171V173L262 174H264V170H262ZM52 172V171H51ZM62 172V171H61ZM66 172V171H65ZM143 172V171H142ZM169 172V171H168ZM168 172H166L167 174L166 175H168ZM210 172V171H209ZM218 171H216V173H217ZM222 172V171H221ZM55 173H56V171H55ZM75 173V172H74ZM123 173V172H122ZM203 173V172H202ZM201 173V174H202ZM206 173V172H205ZM212 173V172H211ZM214 173V172H213ZM228 174H229V172H227ZM234 173V174H235ZM238 173V172H237ZM256 173V172H255ZM254 173V174H255ZM260 173V178H261V174ZM54 174V173H53ZM57 174V173H56ZM65 174H67V172L65 173ZM64 174V175H65ZM70 174V173H69ZM98 174V173H97ZM113 174V173H112ZM129 174V173H128ZM200 174V175H201ZM231 174V173H230ZM229 174V176L231 177V175ZM68 175V174H67ZM215 175V174H214ZM238 175V174H237ZM48 176H49V174H48ZM71 176V175H70ZM84 176V175H83ZM180 176V175H179ZM228 176V177H229ZM245 176V175H244ZM254 176V175H253ZM257 176V175H256ZM69 177V176H68ZM85 177V176H84ZM115 177V176H114ZM133 177V176H132ZM181 177V176H180ZM192 177V176H191ZM214 177V176H213ZM88 178V177H87ZM165 178V177H164ZM166 178H168V177H166ZM171 178V177H170ZM176 178H178L179 179V177H177L176 176ZM210 178V177H209ZM209 178H208V180H209ZM218 178V177H217ZM236 178V177H235ZM248 178V177H247ZM253 178V177H252ZM255 179H256V177H254ZM259 178V177H258ZM53 179V178H52ZM77 179H79L81 182L83 181V179L82 178H77ZM92 179V178H91ZM116 179V178H115ZM143 179V178H142ZM190 179V178H189ZM213 179V178H212ZM227 179V178H226ZM230 179V178H229ZM254 179V180H255ZM96 180V179H95ZM155 180V179H154ZM169 180V179H168ZM207 180V179H206ZM211 180V179H210ZM235 180V179H234ZM239 180V179H238ZM253 180V181H254ZM264 180V179H263ZM55 181V180H54ZM62 181V180H61ZM98 181V180H97ZM100 181V180H99ZM132 181V180H131ZM147 181V180H146ZM165 181H167V180H165ZM195 181V180H194ZM205 181V180H204ZM216 181V180H215ZM214 181V182H215ZM248 181V180H247ZM250 181V180H249ZM258 181H260L259 179H258ZM77 182H79V181H77ZM87 182V181H86ZM160 182H164V181H162V180H160ZM174 182V181H173ZM172 182V183H173ZM67 183V182H66ZM97 183V182H96ZM95 183V184H96ZM101 183V182H100ZM106 183V182H105ZM105 183H103V184H105ZM206 183V182H205ZM239 183V182H238ZM264 183V182H263ZM80 184V183H79ZM82 184V183H81ZM108 184V183H107ZM122 184V183H121ZM218 184V183H217ZM227 184V183H226ZM235 184V183H234ZM245 184V183H244ZM258 184V183H257ZM257 184H253V185H256V186H258ZM156 185H157V183H156ZM171 185V184H170ZM206 185V184H205ZM223 185V184H222ZM236 185V184H235ZM252 185V184H251ZM90 186V185H89ZM106 186V185H105ZM111 186V187H110ZM137 186V185H136ZM168 186V185H167ZM240 186V185H239ZM264 186V185H263ZM114 187H117V185L116 186H114L113 184H109V188L111 189V188H114ZM121 187V186H120ZM126 187V186H125ZM134 187V186H133ZM238 187V186H237ZM249 187V186H248ZM251 187V186H250ZM259 187V186H258ZM261 187V186H260ZM259 187V188H260ZM127 188H129V187H127ZM136 188V187H135ZM143 188V187H142ZM158 188V187H157ZM162 188V187H161ZM221 188V187H220ZM240 189H238V188H236V189H238V191L240 190L241 191V187H239ZM243 188V187H242ZM257 188V187H256ZM255 188V189H256ZM263 188V187H262ZM123 189V188H122ZM121 189V190H122ZM134 189V188H133ZM136 189H138V188H136ZM160 189V188H159ZM190 189V188H189ZM235 189V188H234ZM61 190V189H60ZM64 190V189H63ZM113 190H115V189H113ZM124 190V189H123ZM126 190V189H125ZM132 190V189H131ZM195 190V189H194ZM220 190V189H219ZM232 190V189H231ZM231 190L229 191V194H230V192H231ZM243 190V189H242ZM263 190H264V188H263ZM103 192H104V190H102ZM109 191V190H108ZM107 191V192H108ZM110 191H112V190H110ZM163 191V190H162ZM173 191V190H172ZM177 191V190H176ZM190 191V190H189ZM221 191V190H220ZM235 191V190H234ZM234 191H232L233 192V194H234ZM254 191V190H253ZM261 191H262V189H261ZM260 190L258 191L259 192V194H260V192H261ZM113 192V191H112ZM126 192H127V190H126ZM125 191H124V193L123 194H125L126 193ZM129 192V191H128ZM134 192V191H133ZM153 192V191H152ZM171 192V191H170ZM175 192V191H174ZM214 192V191H213ZM212 192V193H213ZM232 192H231V195H232ZM236 192V191H235ZM257 192V193H258ZM109 193H111V192H109ZM151 193V192H150ZM226 193V192H225ZM242 193V192H241ZM255 193H256V191H255ZM255 193H254V195H255ZM263 193H264V191H263ZM262 193V194H263ZM131 194V193H130ZM134 194V193H133ZM132 194V195H133ZM137 194V193H136ZM136 194H135V196H136ZM148 194V193H147ZM171 194V193H170ZM173 194V193H172ZM217 194V193H216ZM226 194H228V193H226ZM226 194H225V196H226ZM228 194V195H229ZM235 194H237V193H235ZM234 194V195H235ZM258 194V195H259ZM238 195H239V193H238ZM238 195H237V197H238ZM253 195V193H251V196ZM257 195V194H256ZM255 195V196H256ZM125 196V195H124ZM59 197V196H58ZM212 197V196H211ZM236 197V196H235ZM234 197V198H235ZM259 197V196H258ZM257 196H256V198H258ZM61 198V197H60ZM169 198V197H168ZM217 198V197H216ZM230 198H232V197H230ZM255 198V197H254ZM261 198V197H260ZM70 199V198H69ZM208 199H209V197H208ZM214 199V198H213ZM226 199V198H225ZM253 199V198H252ZM206 200V199H205ZM256 200V199H255ZM260 200V199H259ZM258 200V201H259ZM263 200V199H262ZM40 201V200H39ZM61 201V200H60ZM68 201V200H67ZM185 201V200H184ZM230 201V200H229ZM231 201H232V199H231ZM203 202V201H202ZM254 202V201H253ZM155 203V202H154ZM157 203V202H156ZM212 203H213V201H212ZM251 203V202H250ZM249 203V204H250ZM143 204V203H142ZM145 204V203H144ZM246 204V203H245ZM260 204V203H259ZM258 204V205H259ZM147 206H145V207H147V208H149V205L148 204H146ZM252 205V203L250 204V206ZM224 206V205H223ZM253 206H254V204H253ZM256 206V205H255ZM244 207V206H243ZM61 208V207H60ZM251 208V207H250ZM260 209V208H259ZM70 212V211H69ZM141 212H143V211H141ZM257 212V211H256ZM259 213V212H258ZM67 214H69V213H67ZM66 214V215H67ZM72 214V213H71ZM71 214H69L70 216H71ZM224 214V213H223ZM256 214V213H255ZM30 216V215H29ZM72 216H74V215H72ZM217 217H218V215H217ZM261 217V216H260ZM67 218V217H66ZM71 218V217H70ZM208 218V217H207ZM207 218L205 219V220H207ZM257 218V217H256ZM71 220V219H70ZM203 220V219H202ZM202 220H201V222H202ZM196 221H198V220H196ZM204 221V220H203ZM208 221V220H207ZM73 222V221H72ZM174 222V221H173ZM173 222H171V226H175V225H172V223ZM12 223V222H11ZM38 223V222H37ZM135 223V222H134ZM182 223V222H181ZM195 223V222H194ZM204 223V222H203ZM230 223V222H229ZM176 224V223H175ZM138 225V224H137ZM154 225H158V224H156L155 222H154ZM179 225H181V224H179ZM178 225V226H179ZM148 226V225H147ZM150 226V225H149ZM148 226V227H149ZM178 226L176 227V228H178ZM181 227H182V225H181ZM181 227H179L180 229H181ZM184 227V226H183ZM59 228V227H58ZM104 228V227H103ZM139 228V227H138ZM164 228H166V226H164ZM164 228H160V229H164ZM188 228V227H187ZM187 228H186V230H187ZM115 229V228H114ZM136 229V228H135ZM174 229H175V227H174ZM180 229H179V231H180ZM55 229H53V231H54ZM63 230V229H62ZM103 230V229H102ZM111 230H113V229H111ZM186 230H184V231H186ZM104 231V230H103ZM108 231V230H107ZM130 231V230H129ZM167 231V233L169 234V232H173V230H171V228H170V231L168 232V230H166ZM109 232V231H108ZM114 232V231H113ZM152 232V234H153V231H151ZM154 232H155V230H154ZM176 232H177V230H176ZM102 233V232H101ZM111 233V232H110ZM121 233H123V232H121ZM127 233V232H126ZM150 233V232H149ZM157 232H155V234H156ZM161 233H162V231H161ZM167 233H166V236H167ZM62 233L60 232V235H61ZM105 234L107 235V233H106V231H105ZM133 234H136V231L133 233ZM160 234V233H159ZM128 235V234H127ZM170 235V234H169ZM171 235H172V233H171ZM104 236V235H103ZM110 236V235H109ZM108 235L107 236H104V239L106 238L107 239V237H109ZM123 236V235H122ZM121 236V237H122ZM173 236V235H172ZM132 237V236H131ZM170 237V236H169ZM174 237V236H173ZM111 238H112V236H111ZM123 238V237H122ZM161 238V237H160ZM167 238H168V236H167ZM106 239H105V241H106ZM163 239H164V237H163ZM214 239H216V238H214ZM112 240V239H111ZM114 240H115V238H114ZM165 240V239H164ZM172 238H171V242H172ZM108 241V240H107ZM113 241V240H112ZM117 241L119 242V240L117 239ZM123 241V240H122ZM121 241V242H122ZM168 241V240H167ZM166 241V243H168ZM192 241V240H191ZM115 242H116V240H115ZM160 242H161V240H160ZM117 243V242H116ZM120 243V242H119ZM162 243V242H161ZM173 243V242H172ZM171 243V244H172ZM40 244V243H39ZM164 244V243H163ZM170 244V243H169ZM119 245V244H118ZM112 246V245H111ZM114 247V246H113ZM166 247H169V246H166ZM25 248V247H24ZM126 248V247H125ZM30 249V248H29ZM108 249H109V247H108ZM186 249V247L184 248V250ZM46 250V249H45ZM112 250V249H111ZM111 250H109V251H111ZM118 250V249H117ZM120 250H121V248H120ZM119 251V250H118ZM164 251V250H163ZM26 253V252H25ZM118 253V255H120L119 254V252H117ZM122 255V254H121ZM184 256V255H183ZM27 257V256H26ZM121 257V256H120ZM231 260V259H230ZM193 261V260H192ZM209 261V260H208ZM98 262V261H97Z\"/></svg>",
    "mask_w": 264,
    "mask_h": 264
}]
</instances>
